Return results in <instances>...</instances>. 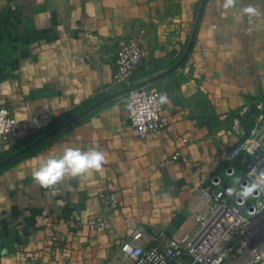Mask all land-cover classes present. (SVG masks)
<instances>
[{"label":"crops","instance_id":"crops-1","mask_svg":"<svg viewBox=\"0 0 264 264\" xmlns=\"http://www.w3.org/2000/svg\"><path fill=\"white\" fill-rule=\"evenodd\" d=\"M201 3L0 0V107L19 122L0 158L38 135L31 118L47 130L85 102L105 100L46 147L0 169V264H105L141 228L148 244L162 233L192 235L188 208L201 206L202 189H239L247 167L229 155L241 140L234 132L241 111L264 99V0H207L187 59L150 82L185 55ZM132 37L148 59L131 84L160 91L171 122L145 138L131 127L126 87L114 80L119 41ZM69 146L102 151V172L36 183L41 160ZM110 192L119 207L106 230L91 231L87 222Z\"/></svg>","mask_w":264,"mask_h":264},{"label":"built area","instance_id":"built-area-1","mask_svg":"<svg viewBox=\"0 0 264 264\" xmlns=\"http://www.w3.org/2000/svg\"><path fill=\"white\" fill-rule=\"evenodd\" d=\"M148 51L139 38H123L119 41L115 62V83L126 87L124 107L130 124L140 138L164 131L170 120L162 115V93L141 86L133 88L131 79L145 70ZM258 111L254 128L249 136L242 119L238 118L234 132L241 138L230 152V161L241 158L247 167L238 190L233 188L215 190L212 187L200 191L201 206L188 210L194 215L196 229L192 235L169 239L162 233L148 244L144 229L134 232L116 247L105 264H226L235 254H249L245 264H264V251L252 248L247 228L264 216V191L256 190L246 200L237 193L264 171V99L247 105L241 116H246L252 107ZM30 130L41 132L45 124L40 117L28 121ZM19 130V122L9 107H0V147L10 141ZM180 153L173 156L177 160ZM102 213L91 217L87 226L91 231L101 232L108 228L109 214L119 207L114 192L102 197Z\"/></svg>","mask_w":264,"mask_h":264},{"label":"clouds","instance_id":"clouds-1","mask_svg":"<svg viewBox=\"0 0 264 264\" xmlns=\"http://www.w3.org/2000/svg\"><path fill=\"white\" fill-rule=\"evenodd\" d=\"M231 2L232 0H229V3ZM105 163L106 157L102 151L95 148L83 151L79 147L69 146L64 148L62 155L49 156L41 160L39 166L32 171V179L47 188L57 184L66 176L78 177L90 171L102 172ZM256 190L264 191V171H261L237 194L246 200Z\"/></svg>","mask_w":264,"mask_h":264},{"label":"water","instance_id":"water-1","mask_svg":"<svg viewBox=\"0 0 264 264\" xmlns=\"http://www.w3.org/2000/svg\"><path fill=\"white\" fill-rule=\"evenodd\" d=\"M207 0H202L199 12H198V16H197V21L195 24V28L192 34V37L190 39L188 48L186 50L185 55L183 56V58L180 60V62L174 66L170 71L166 72L165 74L158 76L152 80H150V82L156 81L160 78H163L167 75H169L170 73H172L173 71H175L176 69H178L183 63L184 61L187 59L188 55L190 54L194 43H195V39L197 36V32L199 29V25L203 16V12L206 6ZM144 84L141 85H137L134 86L133 88H138L143 86ZM128 91V89H126L123 93H126ZM120 94H117L116 96H119ZM105 100L98 102L97 104L93 105L92 107H90L89 109L85 110L84 112H82L81 114H79L77 117H75L72 120H69L67 122H65L64 124H62L61 126L51 130L50 132H48L47 134H45L44 136H42L41 138H39L38 140L34 141L33 143L27 145L26 147H24L23 149H21L20 151L16 152L14 155L10 156L9 158H7L5 161H3L2 163H0V169L5 167L6 165L10 164L11 162L15 161L16 159L20 158L21 156L25 155L27 152H29L30 150H32L33 148H35L38 144H40L41 142L53 137L54 135H56L57 133H59L60 131H62L64 128L70 126L71 124H73L74 121L80 119L81 117H83L84 115L88 114L89 112H91L92 110H94L95 108H97L98 106H100ZM243 179V176H242Z\"/></svg>","mask_w":264,"mask_h":264},{"label":"trees","instance_id":"trees-1","mask_svg":"<svg viewBox=\"0 0 264 264\" xmlns=\"http://www.w3.org/2000/svg\"><path fill=\"white\" fill-rule=\"evenodd\" d=\"M97 101H87L85 102L82 106L77 107L73 110H71L70 112H68L65 116V118L63 119H58L55 120V122H53V124L51 125V127L47 130H43L41 132H38V135L28 144H26L25 146L15 150V152H13L10 156L14 155L16 152L20 151L21 149H23L24 147H26L27 145L33 143L34 141L38 140L39 138H41L42 136H44L45 134H47L48 132H50L51 130L61 126L62 124H64L65 122L74 119L75 117H77L79 114H81L82 112H84L85 110L89 109L90 107H92L94 104H96ZM258 115V111L257 109L253 106L252 109L250 110V112L244 116L243 118V125L245 127L246 130V136H249L254 128L255 125V119ZM86 115H84L83 117H81L80 119L76 120L73 122V124L79 122L81 119L85 118ZM59 133H57L56 135H54L53 137L41 142L40 144H38L35 148H33L32 150H30L29 152H27L25 155L21 156L20 158L16 159L15 161L22 159L26 156L32 155L34 153H36L37 151L41 150L42 148L46 147L55 137L58 136ZM10 156H5L3 158H0V163H2L3 161H5L7 158H9ZM237 161V163H239L242 168L246 167L244 164H241V158L235 160ZM14 162V161H13ZM9 165V164H8ZM6 165V166H8ZM5 166V167H6ZM4 168V167H3Z\"/></svg>","mask_w":264,"mask_h":264},{"label":"rangeland","instance_id":"rangeland-1","mask_svg":"<svg viewBox=\"0 0 264 264\" xmlns=\"http://www.w3.org/2000/svg\"><path fill=\"white\" fill-rule=\"evenodd\" d=\"M248 239L252 248L264 251V216L257 218L248 228ZM249 254L238 256L233 254L226 264H245Z\"/></svg>","mask_w":264,"mask_h":264}]
</instances>
